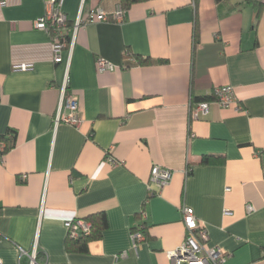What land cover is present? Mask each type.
Returning <instances> with one entry per match:
<instances>
[{
  "label": "crops",
  "instance_id": "crops-1",
  "mask_svg": "<svg viewBox=\"0 0 264 264\" xmlns=\"http://www.w3.org/2000/svg\"><path fill=\"white\" fill-rule=\"evenodd\" d=\"M245 1L146 0L120 24H84L120 0H61L69 43L56 63L53 34L35 28L49 0H0L1 264H29L20 252L35 241L36 264H172L183 208L225 264H264V7L258 22L250 5L225 14ZM99 59L115 70L98 73ZM65 78L78 128L53 125ZM223 86L235 97L227 109L213 103ZM193 98H208L206 115L190 117ZM205 156L218 162L202 165ZM153 166L173 172L163 189L149 181ZM141 211L145 239L133 251ZM100 213L101 236L68 252L67 222Z\"/></svg>",
  "mask_w": 264,
  "mask_h": 264
},
{
  "label": "built area",
  "instance_id": "built-area-1",
  "mask_svg": "<svg viewBox=\"0 0 264 264\" xmlns=\"http://www.w3.org/2000/svg\"><path fill=\"white\" fill-rule=\"evenodd\" d=\"M46 14L35 22V28L43 31H52L53 43L52 52L54 62L60 61L61 50L68 46V44L61 42L59 37L64 35L63 29L66 27V20L60 12L61 0H49ZM124 11L121 6H118L114 13L107 14L102 10H97L90 20L84 22H108L120 24L123 21ZM82 23L76 20L72 26V33L75 34ZM98 73L113 72L115 66L106 62L105 60H97ZM29 66L20 65L15 66L16 70L26 71ZM59 97L54 114L53 125L56 128L59 124H67L74 128H78L82 119L78 112V103L76 98L68 93V80L65 78L58 89ZM213 103L222 109H227L235 104V97L233 88L231 86H223L216 88L213 92ZM210 102H199L190 108V117L192 119L198 116L206 115L209 110ZM238 112H245L242 107H235ZM2 144H0V151H2ZM105 160L112 165H117L118 162L111 156V150L106 153ZM173 172L161 166H153L150 172V183L154 184L158 189H163L168 185L172 179ZM247 211H252L250 206H247ZM141 222L131 230L130 242L131 249L137 251L144 241V225L143 221L146 216L143 211L140 212ZM182 221L185 227V237L183 242L175 250L167 252L168 258L172 264H225L227 256L216 248H208L206 242L208 240L206 229L196 219L194 212L190 208L182 209ZM67 237L77 240L82 236H87L90 233V224L82 219H74L66 224ZM21 256L26 255L30 262L29 264H36L37 258V242L35 241L29 253L21 251ZM125 252L115 256L116 260L126 258ZM1 264V262H0ZM48 264V263H45Z\"/></svg>",
  "mask_w": 264,
  "mask_h": 264
},
{
  "label": "trees",
  "instance_id": "trees-1",
  "mask_svg": "<svg viewBox=\"0 0 264 264\" xmlns=\"http://www.w3.org/2000/svg\"><path fill=\"white\" fill-rule=\"evenodd\" d=\"M146 0H120V6L122 8V10L124 12H126L132 5L136 4V3H140V2H144ZM228 0H215V3L217 5L218 9H221L222 6L227 5ZM250 5L251 7H253L254 11H255V20L256 22H258L259 17L261 15V12L263 10L264 7V2L261 0H246L245 2H243L242 4H238V5H233V6H226L227 10L225 11V14H229L235 11H239L241 5ZM68 26V25H67ZM52 33V31H50ZM59 40L66 44L69 43V39L67 35H62L59 37ZM198 43V30L197 27L194 30V35H193V47L195 48L196 44ZM145 63V62H144ZM208 98H201V99H192L191 102V107H193L194 104H197L199 102H208ZM1 139V138H0ZM14 140L12 137L11 142L6 143V147H5V151L8 150L9 148H11L13 146ZM218 159H215L213 157H209V156H205L202 158L201 160V164L202 165H208L211 163H217ZM187 173H190V170H187ZM86 222H88L90 224V233L87 236H82L77 240L74 239H70L67 237L66 240V250L69 251H76L79 253H83L86 251L87 248V244L95 239H98L101 236V233L103 232V230L106 228L107 226V221L105 218V215L100 213L97 214L96 216L90 217V218H86L83 219Z\"/></svg>",
  "mask_w": 264,
  "mask_h": 264
}]
</instances>
